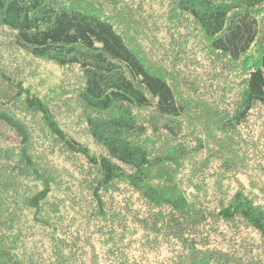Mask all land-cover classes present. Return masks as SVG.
Instances as JSON below:
<instances>
[{
  "label": "trees",
  "instance_id": "16d2710c",
  "mask_svg": "<svg viewBox=\"0 0 264 264\" xmlns=\"http://www.w3.org/2000/svg\"><path fill=\"white\" fill-rule=\"evenodd\" d=\"M169 7L176 46L155 56L94 0H0L12 47L78 74L43 93L0 61V264H264L247 133L264 113V0Z\"/></svg>",
  "mask_w": 264,
  "mask_h": 264
},
{
  "label": "rangeland",
  "instance_id": "374dc122",
  "mask_svg": "<svg viewBox=\"0 0 264 264\" xmlns=\"http://www.w3.org/2000/svg\"><path fill=\"white\" fill-rule=\"evenodd\" d=\"M94 2L100 3L104 6L105 10L109 14H119L120 18L126 19L125 23H128L129 28L125 29V31L128 32V37L134 38L136 36L137 41H139L143 47L148 49L150 53L155 56H157V52L161 51L162 54L164 53L162 50V46L165 44H168L169 48L163 49L166 51L167 49L171 48V51L169 54L173 55V49L175 48V39L173 38L171 32L168 31V25L171 26V29H174L175 22H173V18L170 16L169 10H170V0H94ZM177 18H175L176 20ZM180 26L189 27V24L186 23H179ZM181 27L180 29L186 30V28ZM159 29V30H158ZM8 29H1L0 30V61L3 63L5 67H7L10 72H16L17 76L25 81L29 85H31L33 88H37L40 92L46 93L47 90L50 87L59 85L61 83L66 82V85L68 83L75 84L78 80V74L77 71H74L72 69H61L57 65H54L52 63L44 62V61H38L32 58H25V54L23 52L18 51L16 48L12 47V41H10L11 33ZM177 38L179 39L180 43H183L181 46V49L186 50V44H185V37L180 39V34L177 33ZM135 39V38H134ZM163 41H168L164 43ZM136 42V40H135ZM138 43V42H137ZM194 45V44H193ZM180 47L179 45L177 48ZM173 60L171 59V63L173 64ZM177 60V59H176ZM191 60H194L198 63H200V66L198 68L199 73L202 74L201 81L199 89L208 92L209 86L208 84H204L205 81L209 80L206 75V69L207 62L201 61L195 57V54L187 52L186 53V61L192 62ZM208 60V59H207ZM161 61V60H160ZM209 61V60H208ZM182 63L181 65L187 64ZM190 66H193L192 64H187V70L191 68ZM238 72V71H237ZM195 69L191 74L187 73L188 80L191 79V77L194 75ZM198 87V86H197ZM186 87H184L185 89ZM49 92V90H48ZM189 93V91H187ZM250 121H252L251 125L247 126V133L248 137L250 139H253L255 141L256 147L259 149V153L264 155V113L253 115L249 118ZM249 123V121L247 122ZM236 139H230V143L235 145ZM229 144V143H228ZM92 146H94L93 143H91ZM237 148V147H236ZM234 148V149H236ZM228 154V153H227ZM231 155V154H230ZM245 155V154H244ZM229 156V154L227 155ZM232 161L228 159V163L226 164H236L242 160V155L238 156L237 154L234 155ZM237 158V159H236ZM228 165L232 167V165ZM239 165V163H238ZM237 165V166H238ZM235 166V165H234ZM236 166V167H237ZM233 168V167H232ZM242 169L243 172V168ZM238 170H235L237 172ZM253 171L258 172L259 174H262L264 171V168L258 167L253 168L252 171L249 172V178L252 177V183L253 188L257 189L259 191H264V175L258 176ZM244 173V172H243ZM258 179L260 182L258 184L254 183ZM128 189H122L120 192H118L115 196L117 199H122L123 194H127ZM136 197L131 198L130 200L124 201V206L130 207L131 205H135L137 207L136 203ZM135 209V208H134ZM132 210L133 212H136L137 209ZM172 211L169 212L172 216ZM168 217V218H169ZM165 221H168L167 219ZM184 221V219H183ZM167 223V222H166ZM181 222V226L179 231H181L182 227L184 226ZM196 223V220L192 223L193 227ZM176 224H174L175 226Z\"/></svg>",
  "mask_w": 264,
  "mask_h": 264
}]
</instances>
